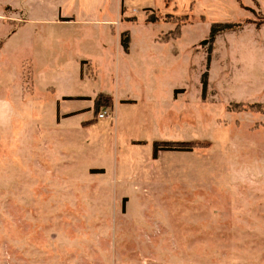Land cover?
Returning a JSON list of instances; mask_svg holds the SVG:
<instances>
[{"label":"rangeland","instance_id":"374dc122","mask_svg":"<svg viewBox=\"0 0 264 264\" xmlns=\"http://www.w3.org/2000/svg\"><path fill=\"white\" fill-rule=\"evenodd\" d=\"M120 2L0 0V264H264V0Z\"/></svg>","mask_w":264,"mask_h":264},{"label":"trees","instance_id":"16d2710c","mask_svg":"<svg viewBox=\"0 0 264 264\" xmlns=\"http://www.w3.org/2000/svg\"><path fill=\"white\" fill-rule=\"evenodd\" d=\"M187 14L183 15H168L167 20L174 23L176 25V30L179 32V26L181 24L186 23ZM62 20H68L67 18H64ZM154 21L155 19H151ZM237 24H234L232 22H213L210 25V36L213 37L215 34L232 29ZM177 32V33H178ZM175 37H178V34H175ZM164 40H167L164 39ZM2 41H0L1 44ZM121 45L125 51L128 50L129 47V32H123L121 34L120 38ZM209 61V58H207V62ZM208 73L207 71H204L201 74L200 82H201V96L204 97L206 94V88H207V82H208ZM112 96L109 94H105L103 92L98 93L93 98V105L95 112L101 107V106H110L112 104L111 101ZM106 99V101H104ZM97 113V112H96ZM92 120H95L94 117L91 119L82 120L81 124L83 126L89 125ZM202 143V144H201ZM209 142L205 140H173V139H155L152 141V158H157V155L160 151L164 150H179V151H191L193 148H203L206 149L209 146Z\"/></svg>","mask_w":264,"mask_h":264},{"label":"crops","instance_id":"0c3cea01","mask_svg":"<svg viewBox=\"0 0 264 264\" xmlns=\"http://www.w3.org/2000/svg\"><path fill=\"white\" fill-rule=\"evenodd\" d=\"M122 2H123V0H121V2H120V4H119V6L122 4ZM60 18H63V17H60ZM60 18H59V20H60ZM64 18H71V17H64ZM109 18H106L105 20H103V22H109V23H112V21L109 19ZM62 20V19H61ZM69 21H70V19H68ZM129 38L131 39V37H130V33H129ZM158 43V42H157ZM119 49H120V47H119ZM124 52H126V53H128V52H130V42H129V47H128V50L127 51H124ZM91 62V61H90ZM158 74H159V72L158 71H156V70H154V69H151V74H149V79L150 80H153V85H151V87H154V86H156L158 83H156V79H157V77H158ZM88 106V105H87ZM86 112H82V113H79V114H77V115H84Z\"/></svg>","mask_w":264,"mask_h":264},{"label":"water","instance_id":"95a60500","mask_svg":"<svg viewBox=\"0 0 264 264\" xmlns=\"http://www.w3.org/2000/svg\"><path fill=\"white\" fill-rule=\"evenodd\" d=\"M206 42H207V40H203L201 43H202V44H205Z\"/></svg>","mask_w":264,"mask_h":264}]
</instances>
